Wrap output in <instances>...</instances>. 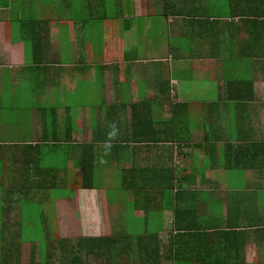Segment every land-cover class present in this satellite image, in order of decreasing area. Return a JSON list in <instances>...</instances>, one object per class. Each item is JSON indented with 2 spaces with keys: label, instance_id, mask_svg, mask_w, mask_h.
Here are the masks:
<instances>
[{
  "label": "crops",
  "instance_id": "obj_1",
  "mask_svg": "<svg viewBox=\"0 0 264 264\" xmlns=\"http://www.w3.org/2000/svg\"><path fill=\"white\" fill-rule=\"evenodd\" d=\"M259 3L0 0V264L36 196L74 264H264Z\"/></svg>",
  "mask_w": 264,
  "mask_h": 264
},
{
  "label": "rangeland",
  "instance_id": "obj_2",
  "mask_svg": "<svg viewBox=\"0 0 264 264\" xmlns=\"http://www.w3.org/2000/svg\"><path fill=\"white\" fill-rule=\"evenodd\" d=\"M152 22H153V24H155V26L158 27L157 29L159 30V25H158L159 24V20H155V21H152ZM161 23H163V21ZM164 35L165 34H164V30H163L162 36H160L162 39L160 41L163 40ZM146 41L148 43H150V42H155L156 40L154 38H152L151 36H148L146 38ZM67 180H68V175L66 177V181ZM117 184H118V180H117L116 185ZM63 187L64 188L66 187V189H68L69 186L67 187V184L63 183ZM58 193H60L59 190H57V189H55L53 187L50 188V191L48 192V194H51V195H57ZM67 193L68 194L71 193V188L67 191ZM70 197H74V194H70ZM44 198H46V197L43 196V197L39 198L38 196H36L35 197V199H36L35 201L28 200V203L27 202L25 203L26 206L24 207V215H25L26 225L24 226L22 231L20 230L21 231V235H22L21 239H22V241L30 242L31 245L37 249V250L36 249L32 250L31 247L26 248V256H27L28 262H29V260L31 261L30 255L32 253L36 254L38 250H43L46 247H47V249H49L53 245V243H54L53 241L58 242V240H55L54 238L52 239L53 241L49 238L51 235H53L52 231H51V226H50V224L47 225L46 223H44V222L47 221V219L42 214L41 204L37 202L38 201L37 199L43 200ZM73 203H74V205H73V207H74L75 206V202H73ZM73 203H70V204H73ZM27 212L29 213L28 215H26ZM48 214L51 217V213H48ZM65 214H66V212L63 211L62 212V218L64 217ZM68 214H70V213H68ZM52 219H53V216L51 217V220ZM44 225H47V226L44 227ZM48 228H49V232H51V233L47 232ZM46 235H48V240L46 238ZM19 243H20V241H19ZM60 243L61 242L59 241L55 245L56 248H57V252H56V254H57L56 263L57 264L60 263V260L58 258L62 257L61 256V251H60ZM72 245H73V241H72ZM74 256L75 255L70 252V256H68V258H71V260H72ZM79 262H81V260ZM36 263H37V261H36Z\"/></svg>",
  "mask_w": 264,
  "mask_h": 264
},
{
  "label": "trees",
  "instance_id": "obj_3",
  "mask_svg": "<svg viewBox=\"0 0 264 264\" xmlns=\"http://www.w3.org/2000/svg\"><path fill=\"white\" fill-rule=\"evenodd\" d=\"M263 3H259L255 8H253V14L256 16L253 18L254 22H257L259 26H264V0H261ZM252 0H242V3H248L250 4ZM243 8V16L250 17V14L247 12L250 9L244 7ZM107 240L106 239H100V238H89V239H80L78 240L75 245H72L70 241L62 240L60 243V251L62 252L61 258H58L61 260V262L65 261L67 258V252L68 250H71L70 252L75 254L76 252H84L85 256L87 257H94L95 261L98 262L103 259V256H106V250L112 249V247L109 245L107 246ZM55 245H52L51 248L47 249L44 248L43 250H39L37 253L38 256V263L36 264H55L57 260V248ZM59 251V250H58ZM113 252L110 256H112ZM81 259V257H79ZM77 261V259L72 260V264H74Z\"/></svg>",
  "mask_w": 264,
  "mask_h": 264
},
{
  "label": "clouds",
  "instance_id": "obj_4",
  "mask_svg": "<svg viewBox=\"0 0 264 264\" xmlns=\"http://www.w3.org/2000/svg\"><path fill=\"white\" fill-rule=\"evenodd\" d=\"M113 135H115V132H113Z\"/></svg>",
  "mask_w": 264,
  "mask_h": 264
}]
</instances>
